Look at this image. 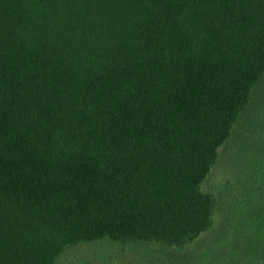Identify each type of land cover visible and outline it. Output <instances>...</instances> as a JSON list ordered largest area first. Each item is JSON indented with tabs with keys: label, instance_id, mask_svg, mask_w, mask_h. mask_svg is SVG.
Segmentation results:
<instances>
[{
	"label": "trees",
	"instance_id": "obj_1",
	"mask_svg": "<svg viewBox=\"0 0 264 264\" xmlns=\"http://www.w3.org/2000/svg\"><path fill=\"white\" fill-rule=\"evenodd\" d=\"M263 202L264 0H0V264H264Z\"/></svg>",
	"mask_w": 264,
	"mask_h": 264
},
{
	"label": "rangeland",
	"instance_id": "obj_2",
	"mask_svg": "<svg viewBox=\"0 0 264 264\" xmlns=\"http://www.w3.org/2000/svg\"><path fill=\"white\" fill-rule=\"evenodd\" d=\"M234 144L235 136H232L221 146V158L203 182V189L214 190L224 180L226 157L234 149ZM218 220L219 215L216 214L213 227ZM250 228L256 235L264 230V202L259 206ZM184 252L186 249L181 251L157 242L139 241L122 245L103 240L69 247L57 260V264H188L181 257Z\"/></svg>",
	"mask_w": 264,
	"mask_h": 264
}]
</instances>
